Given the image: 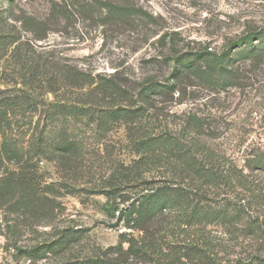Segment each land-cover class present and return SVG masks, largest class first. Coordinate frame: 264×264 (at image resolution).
<instances>
[{"label": "rangeland", "instance_id": "374dc122", "mask_svg": "<svg viewBox=\"0 0 264 264\" xmlns=\"http://www.w3.org/2000/svg\"><path fill=\"white\" fill-rule=\"evenodd\" d=\"M0 9L6 17L3 33L13 38L0 50V91L21 94L18 90L24 89L27 99L38 103L33 110L16 109L13 118L18 122L12 125V134L33 162L40 193L49 195L56 208L48 223H36L21 211L0 209V264H76L103 256L127 239L125 234L140 238L137 231L105 213L108 197L101 190H108L102 186L114 166L138 160L131 137L142 133L181 139L214 173L213 180L202 179L216 186H205L208 196L193 200L188 213L197 203L220 206L227 196L243 204L247 215L232 224L204 219L188 225L180 224V212L165 215L154 226H144L149 228L147 245L150 241L155 245L145 247L147 264H223L264 256V171L255 172L250 185L258 190L251 195H263L261 201L244 189H220V170L237 166L249 173L244 164L250 153L264 151V51L245 58L241 48L233 50L232 85L221 87L219 75L216 81L210 77L214 55L249 32H264V0H0ZM20 19L42 24V32ZM40 35L43 40H38ZM197 51L211 53L199 60L203 70H210L205 78L188 74L174 95L153 96L139 121L117 122L106 132L96 121L80 116L56 113L50 120V104H78L79 92L63 88L61 81L50 91L46 76L26 81L29 65L22 67V59L30 57L32 64L50 62L56 70L83 71L95 79L113 77L136 93L152 81L168 82L173 57ZM137 98L130 96L121 105L142 108ZM84 106L97 115L107 111L96 104ZM64 127L73 130L83 146V159L73 168L39 155L34 145L41 132L56 134ZM166 168H154L143 179H173ZM139 184L140 180L120 186L134 196L142 188ZM250 226L257 228L255 235ZM64 229L79 235L67 250L42 259H29L21 251L52 242ZM192 247L200 249L201 256H188Z\"/></svg>", "mask_w": 264, "mask_h": 264}, {"label": "trees", "instance_id": "16d2710c", "mask_svg": "<svg viewBox=\"0 0 264 264\" xmlns=\"http://www.w3.org/2000/svg\"><path fill=\"white\" fill-rule=\"evenodd\" d=\"M4 12L0 9V50L7 48V44L13 41L10 33H3L6 25ZM20 22L24 25H34L38 30L37 32H42L41 29L39 30L42 24H39L40 26L35 23L31 24L29 19H20ZM43 39L44 36H38V40ZM255 41H258L259 44H254ZM238 48L242 49L241 53L245 58L257 51L263 52L264 32H249L243 38L232 42L226 50L213 56L214 67L210 68L213 71L210 77L216 81L217 75H219L222 79L221 87L232 85L235 71L233 68H229V65L233 59V50ZM204 55H211V53ZM204 55L202 51H197L192 56L177 55L173 57L174 65L171 79L168 82L152 81L136 93L126 89L113 77L95 79L91 74L83 71L73 72L65 68L56 70L50 62L42 64L40 61L38 64H32L34 59L30 57L22 59V67L27 68L26 66L29 65V76L27 77V73L24 74L26 81L35 82L46 76L45 81L50 91H55L56 81H61L63 88H72L79 92L78 104L64 103L56 106L50 104L49 106L52 107L48 110L50 120L56 118V113L64 116H80L96 121L101 131L106 132L117 122L125 121L128 124H134L139 121V118H142L148 111L149 102L153 96L174 95L179 91L182 80L188 74L205 78L210 70L209 68L203 70L199 65L201 64L199 60L207 57ZM18 91L22 93L7 94L4 90L0 91V209L21 211L28 214L30 219L36 223H48L56 210L53 200L49 195L40 193L39 183H37L31 169L33 162L29 156L24 155L21 146L18 144V139L12 134V125L15 126L16 121L18 122L13 118L16 109L33 110L38 107V103L27 99L26 90L19 89ZM134 95L138 97L137 99L143 107L136 110L124 108L121 105L124 99L131 100L130 96L133 97ZM89 104H96L106 108L103 110L107 111L102 115H97L92 112L91 108L84 106ZM131 142L139 153L138 160L132 164L114 166L102 186L108 190H101V193L108 197L104 206L105 213L116 217L119 224L122 223L124 226L137 231L140 238L137 239L131 232L125 234L128 238L121 240L117 246L109 248L103 253V256L76 264H90V262L99 264H147L145 261L146 253L149 251L147 248H155V245L153 246L150 241L148 247L145 239L149 228L146 229L144 226H154L159 218L165 215L171 216L172 213L180 212L178 218L180 224L183 225L196 221L201 222L204 219L209 221L220 219L221 224H232L235 223L234 221L244 219L247 216L246 207L227 196L220 200V206L210 205L207 208L206 205L197 203L193 211L188 213V206L193 200L204 199L208 196L209 192L205 186L216 185L215 182H203L202 177L207 179L211 177L213 180L214 173L206 170L207 168L193 156L181 139L168 137L165 134L152 136L148 133H142L131 137ZM34 145L39 155H46L48 159L57 161L67 168H73L83 159L82 143L77 139L74 131L67 127L51 135L41 132ZM8 163L12 164L13 168L7 166ZM164 166L170 171L173 179H165V181L143 179L145 173ZM244 167L249 173L243 169L239 170L237 166L220 170V189L221 186H226L230 190L240 188L249 192L250 195L257 192L258 190L252 189L250 185L253 184L254 173L264 171V151L251 152ZM138 180H140L139 187L142 188L134 196H129L123 192L120 184L127 186ZM48 187H50L48 192H51V186ZM251 196L258 201L263 199V195L260 193ZM256 229L250 226V234L254 233L255 235ZM76 233L64 229L58 232V238L52 242L32 246L21 251L29 259H42L47 257L49 253H60L67 250L70 244L78 239L79 235ZM124 243L128 244L126 248ZM145 247L147 248L145 249ZM199 250L192 247V251L187 255L199 257V255L201 256ZM67 264L75 263L67 262ZM223 264H264V256L257 254L247 262L245 259H240L234 263L226 262Z\"/></svg>", "mask_w": 264, "mask_h": 264}]
</instances>
